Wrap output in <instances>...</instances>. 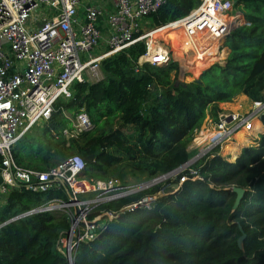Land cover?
Returning a JSON list of instances; mask_svg holds the SVG:
<instances>
[{
    "label": "trees",
    "instance_id": "obj_1",
    "mask_svg": "<svg viewBox=\"0 0 264 264\" xmlns=\"http://www.w3.org/2000/svg\"><path fill=\"white\" fill-rule=\"evenodd\" d=\"M231 1L239 27L222 45L225 65L215 63L198 81L186 83L187 68L173 59L167 65L139 66L146 45L137 43L102 62L104 80L76 84L74 98L60 100L43 129L19 139L13 149L17 164L44 172L74 155L94 156L84 174L93 181L110 177L124 181L128 174L136 180L153 179L187 164L195 156L188 150L196 132L207 120L219 123L223 114L219 104L240 95L264 104V0ZM201 2L167 0L145 24L152 30L164 28L190 16ZM163 31L159 33L164 42L179 35L191 51L183 30ZM194 60L198 76L203 64ZM62 108L72 116L85 111L93 128L78 139L57 140L70 126ZM116 119L120 127L106 129ZM261 122L264 127V114ZM127 127L134 131V140L123 132ZM184 177L179 190L165 192L151 210L127 212L94 240L81 244L74 264H264V133L235 162L217 147L172 183L179 184ZM233 188L245 190L235 211ZM162 190L166 183L103 205L99 211H119ZM54 198L67 199L56 191L10 189L0 208V264H69L59 250L70 229L65 215L41 213L16 219ZM243 234L241 249L238 240Z\"/></svg>",
    "mask_w": 264,
    "mask_h": 264
},
{
    "label": "built area",
    "instance_id": "obj_2",
    "mask_svg": "<svg viewBox=\"0 0 264 264\" xmlns=\"http://www.w3.org/2000/svg\"><path fill=\"white\" fill-rule=\"evenodd\" d=\"M92 1L0 0V196L20 187L32 192L64 194L67 199H50L16 219L41 213L65 215L70 229L60 240L59 250L69 264H74L81 244L94 240L109 223L127 212L151 210L166 190L145 196L119 211H99L101 206L151 190L166 178H144L136 183L117 179L93 181L84 175L87 164L78 155L44 172L27 169L14 158L13 149L19 139L41 121L49 122L60 100H72L76 84L103 80L104 60L149 39L144 42L146 53L139 66L176 61L168 49L154 41L156 34L170 28L183 30L198 56L208 55L209 59L212 53L208 50H213V44L215 56L222 54L224 40L238 18L231 0H202L187 18L143 34L146 19L167 0H114L113 9L107 13ZM44 8L54 14L36 17V12ZM211 42L214 43L210 45ZM255 104L256 111L221 115L210 144L191 162L217 147L221 149L239 133L252 131L260 112L264 114V104ZM63 114L70 126L57 138L78 139L93 128L85 111L72 116L63 110ZM191 175L196 176L197 172L191 171ZM186 180L187 177L182 178L179 185Z\"/></svg>",
    "mask_w": 264,
    "mask_h": 264
},
{
    "label": "rangeland",
    "instance_id": "obj_3",
    "mask_svg": "<svg viewBox=\"0 0 264 264\" xmlns=\"http://www.w3.org/2000/svg\"><path fill=\"white\" fill-rule=\"evenodd\" d=\"M54 14V12L52 11V10H50V9H46V8H44V9H42V10H39L38 12H36V17H41V16H43L44 14ZM236 14V12H234V15ZM152 31V29L150 28V25H149V23L148 24H144V30H143V34H147V33H149V32H151ZM164 33H167V29L166 30H164L163 31ZM162 35L159 33V34H156L155 36H154V41L156 42V43H158L159 45H162L163 47H165L166 49H168V51L171 53L172 52V57L175 59H177V57L175 56V50L176 51H179V52H181L182 53V60L180 59V60H176V61H178L179 63H180V65H181V67L183 68V69H185V68H187V75H186V77H185V79H184V81L186 82V83H191V82H193L194 80H197V79H199L200 77H201V75H202V73L204 72V71H206L207 69H209L210 67H212V65L214 64L213 62L215 61L214 60V57H215V54H216V51H215V49H213V50H208V52H211L212 53V55H211V57L208 59L207 57H208V55H200V56H198V53L194 50L195 48H192L193 46H192V44L189 42V40L184 36V35H182V38L185 40V38H186V40L185 41H187L188 42V45L190 46V48H191V50L193 51V52H191V51H187L186 50V48L183 46V44H182V40L179 38L180 36L178 35L177 37H175V38H173V39H171V40H169L168 41V43L167 42H164L163 40H162V38L163 37H161ZM144 42H146V43H148L149 42V39L148 40H145ZM207 52V53H208ZM207 58V59H206ZM222 58H224V56H223V54H222ZM183 59H184V61H185V65L186 66H184L183 65V63H182V61H183ZM188 59H190L189 61H188ZM194 59H197L198 61L199 60H202V61H200V62H202V64H203V70H202V72L200 73V75H198V76H196L195 75V72H196V69H195V64H196V61L194 60ZM213 63V64H212ZM223 64H224V59H223ZM101 74H102V76H103V80L105 79V76H104V74L102 73V71H101ZM182 79V78H181ZM102 81V80H101ZM256 108V107H255ZM259 108L260 109H262V106H259ZM250 112H252V111H250ZM249 113V112H248ZM67 114H69V113H67ZM262 111L260 112V114H259V116H258V118L259 119H261V116H262ZM70 115V114H69ZM117 121L111 126H107L106 127V129H109V127H112V128H119L120 127V122H119V120L118 119H116ZM43 122L41 121L40 123H38V124H36L33 128H31L29 131H27L25 134H31V135H34L35 133H37L39 130H41V129H43L44 128V125L42 124ZM255 123H256V121H254L253 122V130L252 131H250L249 133H250V135L248 134L247 135V141L245 142V148H239V150L237 151V152H235L234 151V154L233 153H230L229 154V156H226L225 154H224V156H226V157H228L230 160H231V162H235L236 160H237V158L242 154V151L244 150V149H246V148H249V147H251V146H253L254 144H255V142L254 141H257V140H259L258 138H257V136H256V134H255ZM101 125H103V123H101L100 124V128L102 127ZM123 132L126 134V135H128V137L131 139V140H134V131L130 128V127H127V128H124L123 129ZM244 132V131H243ZM263 133H264V130H263ZM24 134V135H25ZM198 134H201L199 131L198 132H196V134H195V136H197ZM236 137V136H235ZM196 138V137H195ZM195 138L193 139V141L195 140ZM256 138V139H255ZM57 140H61V138L59 137V138H57ZM196 140H197V138H196ZM238 143V141H236V139L234 138L232 141H230L229 143H227L226 145H229V144H231V143ZM226 145H224V146H226ZM17 147V146H16ZM16 147H15V150H16ZM221 150V149H220ZM193 159H194V157L193 158H191L189 161H190V163H191V165H189V167L188 168H190L195 162H191V161H193ZM187 168H185V169H183L182 171H180V172H178V173H176L175 175H173V176H171V177H168V178H166L164 181H162L160 184H163V183H166V191L165 192H169L170 190V192H176V191H178L179 189H176V188H174L173 186H175L172 182L173 181H175V179H176V177L177 176H179L184 170H186ZM159 177V176H158ZM110 179H117V180H120V178H118V177H110ZM122 181V180H121ZM142 181V179L141 180H136L135 178H133L130 174H128L127 175V177H126V180H124L123 182H126V183H136V182H141ZM170 183L171 185H168L167 183ZM1 183H2V180H1V178H0V185H1ZM160 184H158V185H160ZM182 186V185H181ZM7 195V194H6ZM6 195H4V196H0V208L4 205V203H5V198H6ZM163 196V195H162ZM161 196V197H162Z\"/></svg>",
    "mask_w": 264,
    "mask_h": 264
},
{
    "label": "crops",
    "instance_id": "obj_4",
    "mask_svg": "<svg viewBox=\"0 0 264 264\" xmlns=\"http://www.w3.org/2000/svg\"><path fill=\"white\" fill-rule=\"evenodd\" d=\"M113 2H114V0H93L91 2V4H95V5L102 7V9L105 10V12L107 13L113 9ZM214 60H215L213 62L214 64L219 63L222 65L223 64L222 54H217L214 57ZM219 107L223 111L222 115L246 114L250 111H256L257 110L255 108L256 104L254 102H252L245 95H240L231 103H221V104H219ZM217 129L218 128L215 125V123H212L211 121H208V120L205 122V124L203 125V127L199 131L201 134H198L197 136H195L197 138V140L195 138V140L189 146L188 151L195 155L194 158H196L199 155V152L202 149L207 148V146L210 144V140L215 136ZM263 130H264V127H263V124L261 122V119L256 120L255 134L259 140H260V136L263 134ZM246 132L247 131L241 132L235 137V139H236V141H238V143L237 142L231 143V144L226 145V146L221 148L222 156L227 158L230 162H231V160L226 156H229L230 153L234 154V151L237 152L240 147L245 148V145H246L245 142L247 141V139H248L247 135L249 134L248 132H247L248 134ZM224 154L226 156H224Z\"/></svg>",
    "mask_w": 264,
    "mask_h": 264
},
{
    "label": "water",
    "instance_id": "obj_5",
    "mask_svg": "<svg viewBox=\"0 0 264 264\" xmlns=\"http://www.w3.org/2000/svg\"><path fill=\"white\" fill-rule=\"evenodd\" d=\"M237 27H239V24L235 25L234 23H232V25H231V27H230V29H229V32L233 31V30L236 29ZM175 60H177V59L175 58ZM222 65H225V63L222 64ZM204 72H205V71H204ZM204 72H203V73H204ZM203 73H202V74H203ZM182 75L184 76L185 73L182 72ZM198 80H199V79L194 80V81H198ZM93 160H94V156H89V157H87V158H84V161H85V163H86L87 165H88L89 163H91ZM190 164H191V163H190V161H189V162H188L187 164H185L183 167L177 169V170L174 171V172H171V173L168 174V175L161 176L160 178L156 179V181H161L163 178L171 177V176L175 175L176 173L182 171L184 168L188 167ZM174 187H175L176 189H179V188L181 187V185H179V184H175ZM233 192L237 195V197H236V201H235V204H234V207H233V210L235 211V210L238 209V207H239L240 204H241V201H242V199H243V197H244V195H245V190L242 189V188H233ZM13 221H15V220H12L11 222H13ZM245 237H246V236L243 234V235L241 236V238L238 240V245H239V247H240L241 249L243 248V242H244Z\"/></svg>",
    "mask_w": 264,
    "mask_h": 264
},
{
    "label": "bare ground",
    "instance_id": "obj_6",
    "mask_svg": "<svg viewBox=\"0 0 264 264\" xmlns=\"http://www.w3.org/2000/svg\"><path fill=\"white\" fill-rule=\"evenodd\" d=\"M163 30H166V29H163ZM160 47L162 48L163 46L161 45ZM175 56L177 57L178 60H180V59L182 60V57H181L182 53L181 52L175 51ZM182 63H183L184 66H186L184 59H183Z\"/></svg>",
    "mask_w": 264,
    "mask_h": 264
}]
</instances>
